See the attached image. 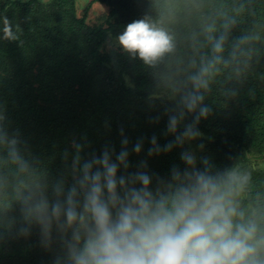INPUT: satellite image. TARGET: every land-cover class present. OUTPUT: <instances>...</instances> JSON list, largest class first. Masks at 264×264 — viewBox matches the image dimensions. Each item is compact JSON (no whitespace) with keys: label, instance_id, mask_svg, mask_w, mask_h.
I'll return each instance as SVG.
<instances>
[{"label":"trees","instance_id":"16d2710c","mask_svg":"<svg viewBox=\"0 0 264 264\" xmlns=\"http://www.w3.org/2000/svg\"><path fill=\"white\" fill-rule=\"evenodd\" d=\"M94 1L106 6L98 24L86 21L87 7L77 14L75 0H0V264H63L58 233L46 243L26 208L42 189L51 199L53 184L72 182L77 145L83 162L118 153L127 140L129 172L143 159L161 177L183 167L180 148L151 158L147 150L153 136L161 147L174 140L169 116L209 64L199 92L210 111L197 125L204 147L196 155L213 174L249 176L235 200L264 235V168L249 159L264 155V0ZM5 19L16 39L5 38ZM138 19L173 39V51L151 66L108 45ZM192 120L186 114L178 131Z\"/></svg>","mask_w":264,"mask_h":264},{"label":"clouds","instance_id":"9594fccd","mask_svg":"<svg viewBox=\"0 0 264 264\" xmlns=\"http://www.w3.org/2000/svg\"><path fill=\"white\" fill-rule=\"evenodd\" d=\"M4 35L16 39L5 19ZM121 48L146 65H154L174 49L172 37L145 19L126 25L118 36ZM224 36L213 44L214 57L223 52ZM209 64L191 77L193 91L181 97V109L169 116L167 133L174 140L161 147L150 140L147 157L180 148L183 167L173 165L166 177L150 173L147 159L129 172L128 141L120 151L104 150L81 162L80 146L72 163V182L52 185V198L42 189L26 208V218L40 227L45 242L55 230L63 249V264H264V235L255 219L244 220L235 197L249 176L235 171L213 174L206 157L198 158L191 144L202 136L197 128L209 114L203 105ZM186 114L191 123L178 126ZM15 144V141H11ZM143 142L133 145L139 155ZM199 149L204 145L199 144ZM15 157V149L13 148ZM118 173H121L118 175Z\"/></svg>","mask_w":264,"mask_h":264},{"label":"rangeland","instance_id":"374dc122","mask_svg":"<svg viewBox=\"0 0 264 264\" xmlns=\"http://www.w3.org/2000/svg\"><path fill=\"white\" fill-rule=\"evenodd\" d=\"M76 5V12L78 15H80L84 8L87 7L86 13H85V19L86 21L92 23V24H98L102 22V19L106 13V6L100 2L94 1V0H75ZM109 46H118L119 43L115 40H111L108 43ZM203 140L202 137L198 138L195 141H192L191 144H187V147L191 148L192 150L197 153V150L199 149L197 146L201 144V141ZM251 164L253 166L264 168V155L256 157V156H250L249 157Z\"/></svg>","mask_w":264,"mask_h":264}]
</instances>
